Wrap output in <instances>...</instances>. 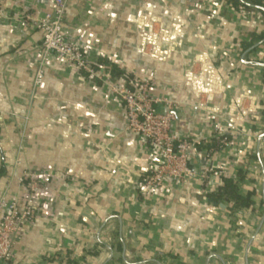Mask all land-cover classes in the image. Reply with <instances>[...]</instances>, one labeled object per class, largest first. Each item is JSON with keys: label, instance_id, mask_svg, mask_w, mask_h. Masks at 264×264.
<instances>
[{"label": "crops", "instance_id": "1", "mask_svg": "<svg viewBox=\"0 0 264 264\" xmlns=\"http://www.w3.org/2000/svg\"><path fill=\"white\" fill-rule=\"evenodd\" d=\"M53 6L0 0V220L2 199L38 185L4 264H264V14L232 0H67L64 28L95 75L52 56L36 86L30 20ZM138 81L195 143L188 167L203 180L142 188L160 158L126 130L111 88ZM222 178L251 206L210 203Z\"/></svg>", "mask_w": 264, "mask_h": 264}, {"label": "built area", "instance_id": "2", "mask_svg": "<svg viewBox=\"0 0 264 264\" xmlns=\"http://www.w3.org/2000/svg\"><path fill=\"white\" fill-rule=\"evenodd\" d=\"M66 2L67 0H54L50 13L30 20L40 35V60L34 82L36 86L41 83L43 69L52 56L72 65L81 73L95 75L82 50L81 38L64 28ZM111 88L125 108L126 130L146 141L160 158L157 167L142 177L141 186L144 190L164 189L169 182L183 183L196 176L204 179V175H198L188 167L189 156L195 143L180 139L172 132L175 115L169 109L164 113L155 110L154 106L159 101L151 97L147 82L138 81L131 87ZM25 181L24 176L20 177L19 186H24ZM37 187V183L30 177L23 199L10 202L1 200L5 213L0 220V264L11 260L12 248L22 225L36 215L37 208L32 197Z\"/></svg>", "mask_w": 264, "mask_h": 264}, {"label": "trees", "instance_id": "3", "mask_svg": "<svg viewBox=\"0 0 264 264\" xmlns=\"http://www.w3.org/2000/svg\"><path fill=\"white\" fill-rule=\"evenodd\" d=\"M233 5H237L239 7H246L248 5L254 6L258 8L264 14V0H248L247 3H241L239 0H232ZM244 47H247L248 44H244ZM110 73L114 77L118 78H126L123 72L118 70L113 65L110 68ZM242 177L239 176V179ZM222 185L216 186L211 189L208 193L207 198L210 203L217 206L222 202H232L233 209L238 210L243 207H249L252 204L250 197H241L238 193L237 182L232 179L222 178ZM214 182L213 177H207L206 183L212 185Z\"/></svg>", "mask_w": 264, "mask_h": 264}]
</instances>
